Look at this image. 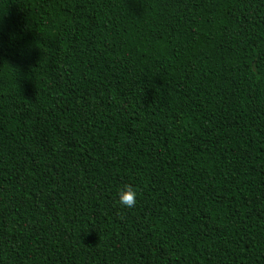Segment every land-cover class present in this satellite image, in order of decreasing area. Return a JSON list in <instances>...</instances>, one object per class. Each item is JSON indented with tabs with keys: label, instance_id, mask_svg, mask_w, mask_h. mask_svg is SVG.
Here are the masks:
<instances>
[{
	"label": "trees",
	"instance_id": "trees-1",
	"mask_svg": "<svg viewBox=\"0 0 264 264\" xmlns=\"http://www.w3.org/2000/svg\"><path fill=\"white\" fill-rule=\"evenodd\" d=\"M0 264H264V0H0Z\"/></svg>",
	"mask_w": 264,
	"mask_h": 264
},
{
	"label": "clouds",
	"instance_id": "clouds-1",
	"mask_svg": "<svg viewBox=\"0 0 264 264\" xmlns=\"http://www.w3.org/2000/svg\"><path fill=\"white\" fill-rule=\"evenodd\" d=\"M137 191L131 185H125L118 191V202L126 208H134L137 204Z\"/></svg>",
	"mask_w": 264,
	"mask_h": 264
}]
</instances>
